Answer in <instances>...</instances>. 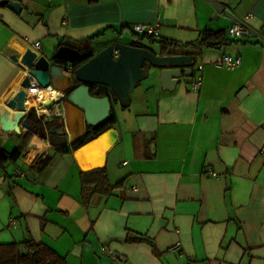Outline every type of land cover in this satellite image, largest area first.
Returning a JSON list of instances; mask_svg holds the SVG:
<instances>
[{
    "label": "crops",
    "instance_id": "crops-1",
    "mask_svg": "<svg viewBox=\"0 0 264 264\" xmlns=\"http://www.w3.org/2000/svg\"><path fill=\"white\" fill-rule=\"evenodd\" d=\"M14 1L18 14L0 6V111L20 88L21 56L36 40L50 60L54 91L26 102L18 130L0 121V244L17 243L21 253L27 242L41 244L57 264H107L102 243L120 256L114 264H264V40L232 38V18L214 4L249 15L248 25L264 36V0ZM156 22L154 40L193 55L191 75L172 90L158 81L138 92L122 123V102L111 101L115 123L70 147L87 124L66 98L75 69L53 59L57 48L92 37L95 55L139 41L133 24ZM206 30L221 32L222 41L193 48ZM157 41L141 40L169 54ZM225 54L240 64L221 66ZM158 69L149 64L147 72L154 78ZM45 100L56 102L45 108ZM31 109L45 114L41 121L36 113L43 136L27 126ZM17 148L19 157H7Z\"/></svg>",
    "mask_w": 264,
    "mask_h": 264
},
{
    "label": "water",
    "instance_id": "water-1",
    "mask_svg": "<svg viewBox=\"0 0 264 264\" xmlns=\"http://www.w3.org/2000/svg\"><path fill=\"white\" fill-rule=\"evenodd\" d=\"M0 6H7L17 14L21 10L20 3L14 0H0ZM114 51L118 53L116 58L113 57ZM82 57L83 54L78 49L61 45L54 53L53 59L72 63L81 60ZM12 58L17 59L15 56ZM192 60V55H160L144 44L136 46L115 42L98 51L75 69V78L80 83L67 94L66 98L83 110L86 124L97 125L108 119L112 104L107 95L101 97L91 95L89 84L109 87L119 101L127 104L129 93L148 75L144 70L145 62L160 68L162 88L172 90L183 76L191 75ZM20 65L28 75L35 78L41 88L50 85V60L45 55H38L32 48H27L21 56ZM27 74L22 79L20 88L7 99L6 107L0 111V121L4 129H19L18 122L25 116L27 109V95L29 91L36 93L38 90L36 85H31ZM55 102L45 100L42 105L51 108ZM27 126L30 128L29 124Z\"/></svg>",
    "mask_w": 264,
    "mask_h": 264
},
{
    "label": "trees",
    "instance_id": "trees-1",
    "mask_svg": "<svg viewBox=\"0 0 264 264\" xmlns=\"http://www.w3.org/2000/svg\"><path fill=\"white\" fill-rule=\"evenodd\" d=\"M139 41L133 40L132 45L136 46H143L141 40L143 39H149L150 41H157L154 40L153 36H148V35H138ZM222 33L221 32H211V31H204L201 39L194 43L191 44L193 48H196L198 50L203 49V48H212V47H217V45L222 41ZM221 39L219 42H215L216 40ZM92 40L91 38H88L87 40H83L78 44H74L72 46L76 47L82 54L83 57L81 60L75 61L70 63L73 69H76L79 65H81L83 62H85L87 59L90 57L94 56V53H89L88 48L90 45V41ZM160 46H161V51L169 54H174L177 52L176 51L179 47L177 43L174 42H167L166 40H158L157 41ZM193 50V49H192ZM193 56V55H192ZM56 62L62 63L65 66H67L69 63L59 60V59H54ZM75 78V76H74ZM76 85L74 88L79 84V81L76 80ZM94 87H99L97 90H93ZM72 88L70 92L74 89ZM89 90L90 94L93 96L101 97V96H109L111 101H118V99L115 97L111 89L105 85H100V84H89ZM123 105V103H122ZM115 114L113 111V105L111 107V113L108 119L105 121L97 124V125H89L87 124V130L84 135L81 137L77 138L74 140L70 147L75 148L84 142L88 141L92 137L100 134L104 130H106L108 127H110L112 124L115 123ZM27 121L30 125V131L32 133L44 135V124L37 118L35 110L31 109L28 112L27 115ZM46 127H50L51 124L49 122L45 123ZM30 133H27L26 136H29ZM69 148L67 146L60 148L61 151H67ZM20 151L19 149H15L10 155L7 157L11 159H16L19 157ZM6 157V156H5ZM1 162V160H0ZM139 241L142 240V238L138 239ZM137 240V241H138ZM25 248L26 252L21 253L18 247L17 243H11V244H0V263L4 264H57L61 263V259L56 257L55 255L52 254V252L45 246L41 244H36L32 242H27L25 243Z\"/></svg>",
    "mask_w": 264,
    "mask_h": 264
},
{
    "label": "built area",
    "instance_id": "built-area-1",
    "mask_svg": "<svg viewBox=\"0 0 264 264\" xmlns=\"http://www.w3.org/2000/svg\"><path fill=\"white\" fill-rule=\"evenodd\" d=\"M215 6L217 7V10L219 12V14H229V16L232 18V22L231 24L228 26V34L232 37V38H236V39H248L250 37H258L262 40H264V36H261L258 32L254 31L247 23V18L249 17V15H244V16H234L233 14H231L227 8L225 6L219 5L217 3H214ZM159 27L160 24L158 22L153 23V24H148V23H136L132 25V30L138 34V35H148V36H158L159 35ZM30 47L36 51V53L39 55V49L41 47V44L39 41H34L30 44ZM114 56H117V52L115 51ZM241 62V59L239 56L237 57H231L230 55H223L221 60L219 61V64L227 69H233L235 67H237ZM68 70H72V67L69 65ZM199 70L202 69V66L198 67ZM27 74V73H26ZM28 75V74H27ZM30 78V83L31 85H36L38 87V90L36 91V93L38 91H43L45 89L51 90V85H49L46 88H41L37 81L35 80V78L31 77L30 75H28ZM201 82V77L200 76H196L192 83H191V89L196 91L200 85ZM36 113L38 118L41 119V121H43V116L45 115L43 111H40L38 109H36ZM211 175L216 176V173L214 171H210L209 172ZM100 252L106 256L109 257L110 262L107 264H114L117 259L120 258V256L116 255L114 253V251L109 248L105 243H102L100 246Z\"/></svg>",
    "mask_w": 264,
    "mask_h": 264
},
{
    "label": "rangeland",
    "instance_id": "rangeland-1",
    "mask_svg": "<svg viewBox=\"0 0 264 264\" xmlns=\"http://www.w3.org/2000/svg\"><path fill=\"white\" fill-rule=\"evenodd\" d=\"M126 38H127V36H122V37H120V40L125 41ZM148 66H149V64L147 62H145V64H144V70L147 71ZM158 70H160V69H158ZM154 78H153V75L151 73L149 74V72H148V75L143 80H141L137 84V86L129 93L128 103H130V105L129 106H122L120 104H117L116 105L117 112H118V115H119V121H118L119 123H122L121 117L124 116L125 114H127V110L130 109L133 106L134 102H133L132 99L136 96V94L138 92H141L142 90L148 89V87L152 83L160 81V75H159V73ZM156 79H157V81H156Z\"/></svg>",
    "mask_w": 264,
    "mask_h": 264
},
{
    "label": "bare ground",
    "instance_id": "bare-ground-1",
    "mask_svg": "<svg viewBox=\"0 0 264 264\" xmlns=\"http://www.w3.org/2000/svg\"><path fill=\"white\" fill-rule=\"evenodd\" d=\"M50 91V92H48ZM54 91V90H53ZM52 90H48V89H45L43 91H38L37 93H33L32 91H29L28 95H27V99H26V102L28 101L27 103V106H33L35 103H34V100L32 99V96L33 97H41L42 95H47V94H50L53 92ZM30 94V96H29ZM54 94V93H53ZM55 96V95H54ZM29 97V99H28Z\"/></svg>",
    "mask_w": 264,
    "mask_h": 264
}]
</instances>
